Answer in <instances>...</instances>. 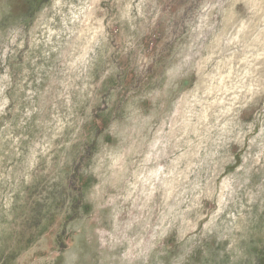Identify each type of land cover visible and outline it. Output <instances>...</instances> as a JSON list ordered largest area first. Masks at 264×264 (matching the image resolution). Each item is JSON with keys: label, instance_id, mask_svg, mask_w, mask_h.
<instances>
[{"label": "rangeland", "instance_id": "rangeland-1", "mask_svg": "<svg viewBox=\"0 0 264 264\" xmlns=\"http://www.w3.org/2000/svg\"><path fill=\"white\" fill-rule=\"evenodd\" d=\"M0 264H264V0H0Z\"/></svg>", "mask_w": 264, "mask_h": 264}]
</instances>
